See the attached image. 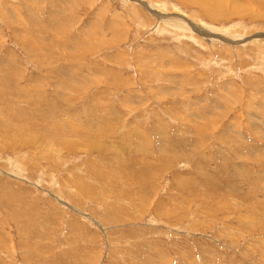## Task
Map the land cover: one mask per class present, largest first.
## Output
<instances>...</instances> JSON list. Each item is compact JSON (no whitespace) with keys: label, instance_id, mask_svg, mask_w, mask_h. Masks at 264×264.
<instances>
[{"label":"rangeland","instance_id":"rangeland-1","mask_svg":"<svg viewBox=\"0 0 264 264\" xmlns=\"http://www.w3.org/2000/svg\"><path fill=\"white\" fill-rule=\"evenodd\" d=\"M263 134L264 0H0V264H264Z\"/></svg>","mask_w":264,"mask_h":264},{"label":"bare ground","instance_id":"bare-ground-1","mask_svg":"<svg viewBox=\"0 0 264 264\" xmlns=\"http://www.w3.org/2000/svg\"><path fill=\"white\" fill-rule=\"evenodd\" d=\"M112 18H113V17H112ZM64 82H65V81H64ZM66 83H67V82H66ZM13 88H14V87H13ZM13 88H12V90H14ZM69 88H70V86H69ZM72 88H73V87H72ZM65 89H66V88H65ZM9 90L12 91L10 88H9ZM2 93H3V91H2ZM7 93H8V90H7ZM222 95H223V94H222ZM257 129H258V128H257ZM263 135H264V134H263Z\"/></svg>","mask_w":264,"mask_h":264}]
</instances>
